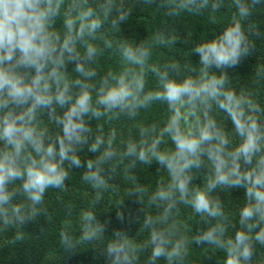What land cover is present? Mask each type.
Returning <instances> with one entry per match:
<instances>
[{"label": "clouds", "instance_id": "clouds-1", "mask_svg": "<svg viewBox=\"0 0 264 264\" xmlns=\"http://www.w3.org/2000/svg\"><path fill=\"white\" fill-rule=\"evenodd\" d=\"M143 2L168 20L210 9L217 27L182 39L178 60L160 54L174 33L123 34L124 0H0V232L24 240L78 177L89 195L75 212L64 204L66 250L99 244L104 264H257L264 0H227L218 17L224 0Z\"/></svg>", "mask_w": 264, "mask_h": 264}, {"label": "trees", "instance_id": "trees-1", "mask_svg": "<svg viewBox=\"0 0 264 264\" xmlns=\"http://www.w3.org/2000/svg\"><path fill=\"white\" fill-rule=\"evenodd\" d=\"M132 9L131 15L122 31L125 36L139 34L140 39H146L155 30H166L168 34H176L181 39L170 48L160 49V54L180 60L187 59L188 45L181 40L191 36L199 38L201 34L210 32L217 27L210 20V9L204 10L200 15H184L175 20H168L155 11L154 5H147L143 0H124ZM228 13L227 0L216 16ZM255 20L264 26V11H258ZM257 56L264 55V45L257 42ZM256 62L253 57L252 63ZM250 69H246V72ZM145 177L148 172L143 174ZM72 182L68 193L63 195L53 193L48 199L47 215H40L34 221L23 225L25 239L15 241V230L9 227L0 232V264H104L103 257L99 255L101 245L94 244L75 250H66L59 242V230L65 219H69L64 204L70 202L73 211L81 207L89 193L84 186L76 181ZM101 218L109 215L101 210ZM74 215L71 219H74ZM257 264H264V249H259L256 255ZM199 264H214L210 258L200 257Z\"/></svg>", "mask_w": 264, "mask_h": 264}]
</instances>
